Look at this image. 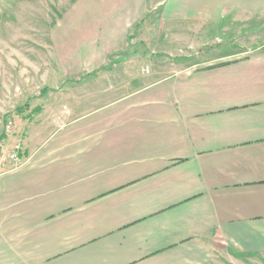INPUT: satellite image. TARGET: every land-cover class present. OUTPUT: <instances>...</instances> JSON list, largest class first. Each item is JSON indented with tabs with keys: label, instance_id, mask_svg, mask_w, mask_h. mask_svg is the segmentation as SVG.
I'll return each instance as SVG.
<instances>
[{
	"label": "crops",
	"instance_id": "crops-1",
	"mask_svg": "<svg viewBox=\"0 0 264 264\" xmlns=\"http://www.w3.org/2000/svg\"><path fill=\"white\" fill-rule=\"evenodd\" d=\"M67 12L95 29L67 50V15L53 29L79 73L125 51L153 14L200 32L264 14V0H77ZM212 61L58 115L67 122L0 173V264H264V47Z\"/></svg>",
	"mask_w": 264,
	"mask_h": 264
},
{
	"label": "rangeland",
	"instance_id": "rangeland-1",
	"mask_svg": "<svg viewBox=\"0 0 264 264\" xmlns=\"http://www.w3.org/2000/svg\"><path fill=\"white\" fill-rule=\"evenodd\" d=\"M76 1L0 0V135L5 133L0 144V173L22 164L25 151L33 150L67 122L58 115L87 109L91 97L96 104L152 79L177 74L196 61L231 60L264 47L258 33L261 26L255 22L264 17L262 13L256 18L252 14L248 22L234 15L227 25L221 21L200 32L194 31L192 20L180 24L166 21L165 25L153 14L135 25L125 51L109 55L102 66L106 68L96 76L70 72L60 62L54 44L57 22L67 15L61 39L65 50L71 38L95 34L94 27L89 30L72 24L74 14L67 11ZM68 52L73 53L71 49ZM88 53L83 52L84 58ZM227 53L231 55H223ZM19 107L23 109L18 111Z\"/></svg>",
	"mask_w": 264,
	"mask_h": 264
},
{
	"label": "trees",
	"instance_id": "trees-1",
	"mask_svg": "<svg viewBox=\"0 0 264 264\" xmlns=\"http://www.w3.org/2000/svg\"><path fill=\"white\" fill-rule=\"evenodd\" d=\"M106 67H103L102 69L100 68V69H98V70H95V71H93V72H90L89 74H87L88 76H96L97 74H98V72L99 71H101V70H104ZM46 90H48V89H45V91ZM23 109V107H19V109H18V111H20V110H22ZM5 138V133H2L1 135H0V144H1V142L3 141V139ZM1 150H2V148H1V145H0V152H1Z\"/></svg>",
	"mask_w": 264,
	"mask_h": 264
},
{
	"label": "built area",
	"instance_id": "built-area-1",
	"mask_svg": "<svg viewBox=\"0 0 264 264\" xmlns=\"http://www.w3.org/2000/svg\"><path fill=\"white\" fill-rule=\"evenodd\" d=\"M13 157H15V155H13ZM17 159V158H16Z\"/></svg>",
	"mask_w": 264,
	"mask_h": 264
}]
</instances>
